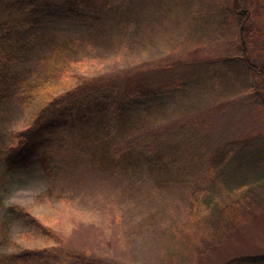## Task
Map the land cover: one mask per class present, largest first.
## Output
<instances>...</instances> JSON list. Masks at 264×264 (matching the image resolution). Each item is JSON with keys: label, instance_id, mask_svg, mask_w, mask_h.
<instances>
[{"label": "rangeland", "instance_id": "1", "mask_svg": "<svg viewBox=\"0 0 264 264\" xmlns=\"http://www.w3.org/2000/svg\"><path fill=\"white\" fill-rule=\"evenodd\" d=\"M51 1L56 5L64 3ZM152 1L155 7H146L149 11L157 10L146 16L154 24L151 29L145 25L139 32L132 30L133 25L111 28L106 37L113 34L118 40L109 45L97 43L99 47L90 50L89 58L77 63L78 73L129 83L145 75L154 76L155 71L170 68L178 61H209L211 74L201 83L190 81L187 87L145 95L138 102L108 101L110 110L123 108L130 116H142V126L136 129L142 131L141 136L134 138L125 133L118 143L122 147L135 139L130 148L134 145L131 152L136 159L151 151V138L165 139L170 135L172 139L164 148L175 150L177 155V150H185L182 133L192 140L191 150H198L208 158L216 146L245 139L247 145L237 148V154L230 160L236 162L232 170L257 177L261 168L255 167L258 162L254 160L260 143L264 142V103L255 101L253 91L264 96V78L252 75L253 91L240 88L235 77L217 62L246 53L257 66L264 64V0H179L180 7L176 6L173 13L162 9L164 0H148V4ZM194 1H198L196 17L191 11ZM238 1L250 12L246 24L250 36L246 38L241 37L238 29L231 37L228 22H224L229 17L228 8ZM215 6L225 11L221 23L216 20ZM116 14L115 10L110 16L113 22L119 17ZM137 16L141 14L131 13L129 23ZM68 22L69 27L63 33L76 32L78 28H72V22ZM139 36L142 37L134 38ZM32 116L30 109L15 100L0 106V254L24 247L47 248L61 257H53L49 264H71V260L62 262L61 250L70 245L102 260L101 264H183L177 255L168 259L167 244L170 232L189 222L187 201L196 176L204 173L197 164L202 162L203 166L202 158L190 165L191 174L184 179H175L180 171L178 161L171 171H161L163 175L156 167L155 172L149 169L147 162L104 164L93 152V140L83 141L76 137L75 130L67 129L57 133L63 139L62 145L49 147L52 172L39 161L28 167L8 169L5 148L18 131L29 125ZM258 134L260 143L252 140ZM232 145H225V149ZM10 205L28 208L54 228L58 237L48 239L21 223L3 228L5 211ZM262 253L264 210L234 230L226 242L189 264H222L240 255Z\"/></svg>", "mask_w": 264, "mask_h": 264}, {"label": "trees", "instance_id": "2", "mask_svg": "<svg viewBox=\"0 0 264 264\" xmlns=\"http://www.w3.org/2000/svg\"><path fill=\"white\" fill-rule=\"evenodd\" d=\"M63 1L56 5L51 0H0V106L15 100L30 109L33 115L29 125L18 131L17 137L5 148V166L8 169L12 166L23 168L39 161L47 171L52 172L49 147L62 145L63 139L57 133L67 129L75 130L76 137L83 141L93 140V152L104 164L147 162L149 169L153 168L155 172L156 167L163 175L161 171H171L178 161L176 165L180 171L175 174V179H184L191 174L190 165L202 158L203 166L202 162L197 164L204 173L196 176L187 201L189 222L172 230L167 244L168 259L177 255L183 264H189L226 242L234 230L252 221L258 211L264 210V142L260 143L261 135L252 137L260 143L254 160L258 162L255 167L260 165L261 168L257 177L236 174L232 170L236 162L230 163V160L237 154V148L247 145L245 139L227 142V146L233 143L228 149L223 144L216 146L206 158L198 150L190 149L192 140L182 133L185 150H177V155L175 150L171 152L164 148L172 136L168 135L165 139L154 136L150 140L153 142L149 143L151 151L134 159L132 156L135 153L131 152L134 145L130 147L135 139L122 147L118 141L125 133H131L134 138L141 136L142 131L137 132L136 129L142 126V116H130L123 108L120 111L110 110L108 101L138 102L145 95L187 87L190 81L201 83L207 74H211L212 63L178 61L170 68L155 71L154 76L145 75L129 83L106 80L101 75H80L77 63L88 59L90 50L99 47L97 43L109 45L118 40V36L113 34L106 37L111 28L123 29L133 25L132 30L139 32L140 27L145 25L149 30L154 24L146 16L157 10L153 12L146 8L155 7L154 2L148 4V0ZM178 3L179 0H164L162 9L173 13L176 6L180 7ZM192 3L191 11L196 17L199 11L195 5L198 1ZM135 4L138 7L130 6ZM115 10L119 17L113 22L110 16L113 17ZM138 12L141 16L130 24V14ZM224 12L215 6V17L220 23ZM227 15L230 19L228 17L224 22H228L226 27L231 37L237 29L242 38L250 36L249 24L246 25L250 21L247 8L242 7L239 1L235 2L233 8H228ZM69 20L72 28L78 30L63 33L64 28L69 27ZM217 63L235 77L240 88H251L253 91L252 75L264 78V64L257 66L246 53L224 57ZM253 93L258 104L259 100L264 103V96L256 91ZM181 158L184 160L182 164L179 163ZM5 216L7 219L3 221V228L7 224L21 223L48 239L58 237L54 228L24 206H8ZM61 250L64 253L62 262H102L70 245ZM53 257L61 259L53 250L33 247L0 254L2 264H49L53 262ZM222 264H264V253L240 255Z\"/></svg>", "mask_w": 264, "mask_h": 264}]
</instances>
